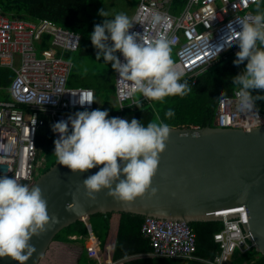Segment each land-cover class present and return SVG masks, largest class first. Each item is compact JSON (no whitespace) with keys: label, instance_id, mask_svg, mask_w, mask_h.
<instances>
[{"label":"built area","instance_id":"built-area-1","mask_svg":"<svg viewBox=\"0 0 264 264\" xmlns=\"http://www.w3.org/2000/svg\"><path fill=\"white\" fill-rule=\"evenodd\" d=\"M173 1L140 0L131 17L130 31L140 33L146 42L162 36L175 38L172 48H176L177 61L174 65L183 73V78L193 79V84L217 58L239 51L238 45L225 43L228 25L231 23L239 31L237 20L255 14L254 8L260 2L186 0L182 10L173 15L170 13ZM154 14L161 16L160 22H154ZM45 39L48 46L40 51L38 58L37 45L43 46ZM80 43L78 33L50 20L26 22L9 19L0 12V68L14 74L8 87L10 99L0 101V173L14 176L29 187L38 175L39 133L48 129L55 140L58 134L52 132V124L67 120L77 111L97 107L93 89L68 85L73 63L64 56L77 52ZM129 89V83L119 79L115 72L114 101L118 113L109 117L126 119L124 112L128 108L149 100L139 93L130 95ZM236 91L218 100L214 126L243 131L264 127V113L256 106L248 113L239 110ZM136 94L140 95L139 100L134 99ZM234 212H239L238 217L226 219ZM215 216L223 217V221L222 229L214 235L219 252L209 264H226L235 251L244 253L253 249L243 230V225L248 223L244 208L217 212ZM141 233L150 241L151 257L200 260L194 256L195 234L185 222L148 217L144 218ZM88 255L97 258L95 246L88 249Z\"/></svg>","mask_w":264,"mask_h":264},{"label":"clouds","instance_id":"clouds-1","mask_svg":"<svg viewBox=\"0 0 264 264\" xmlns=\"http://www.w3.org/2000/svg\"><path fill=\"white\" fill-rule=\"evenodd\" d=\"M256 7L255 14L237 20L239 31L230 23L225 36L226 44L239 47L234 65L246 61L244 69L232 77L242 113L255 110V102L264 100V95L251 94L253 89L264 90V11L260 3ZM98 15L104 17L103 22L95 24L89 36L97 50L96 59L110 63L118 78L129 83L130 95L139 93L162 102L191 91L171 58L175 38L162 36L146 42L140 33L130 31L133 23L126 13L109 18L110 13L101 9ZM153 20L160 22L161 16L154 14ZM174 115L172 108L165 113L166 118ZM51 130L58 134L54 153L60 165L74 174L103 165L83 180L89 199L95 200L96 194L106 189L108 196L127 202L150 188L170 133L166 123L145 125L135 118L109 117V112L100 108L77 111L67 120L52 124ZM151 191L154 195L156 189ZM58 222V216L49 215L48 201L39 187H29L14 176L0 173V258L11 257L25 264L36 252L32 238Z\"/></svg>","mask_w":264,"mask_h":264},{"label":"water","instance_id":"water-1","mask_svg":"<svg viewBox=\"0 0 264 264\" xmlns=\"http://www.w3.org/2000/svg\"><path fill=\"white\" fill-rule=\"evenodd\" d=\"M169 129L151 186L134 201L113 199L106 189L95 200L85 195L83 180L103 165L74 174L57 162L40 175L31 187L41 189L49 215L58 216L59 222L32 238L36 252L25 264H39L59 232L96 214L127 213L189 224L222 222L223 217L215 213L236 208L245 209L248 223L243 230L264 257V127L249 131L216 126ZM234 216L238 214L226 219ZM0 264L18 262L3 257Z\"/></svg>","mask_w":264,"mask_h":264},{"label":"trees","instance_id":"trees-1","mask_svg":"<svg viewBox=\"0 0 264 264\" xmlns=\"http://www.w3.org/2000/svg\"><path fill=\"white\" fill-rule=\"evenodd\" d=\"M97 7L102 8L104 0H97ZM186 0H174L171 8L172 13H177L185 4ZM260 10L264 11V0H260ZM93 3L92 0H0V12L9 19L23 20L26 22H37L47 19L57 26L69 31L78 33L81 36L80 48L76 53L73 63V70L69 78V85L93 89L97 97V108L107 110L109 116L118 113L114 102V74L111 64L104 63L103 58L96 59L97 50L91 44L89 38L94 29L95 23L91 20ZM99 8V9H100ZM257 11V7L254 12ZM48 46L46 39L42 43ZM69 59V54H65ZM99 61L103 66L98 82L91 86L83 80V74L88 75L89 62ZM236 55L232 52L225 53L217 58L211 66L200 74L193 84V79L186 80L191 91L183 96H169L162 102L149 99L136 106L128 108L124 112L127 120L135 118L145 125L149 122L166 123L169 128L200 129L213 127L216 114L217 102L220 98L231 96L236 89L232 85V77L240 73L245 63L236 66L233 61ZM71 61V60H70ZM78 74V75H77ZM13 73L7 69H0V85L8 84ZM9 79V80H8ZM71 86V87H72ZM223 91V94L221 93ZM253 96L264 95V90H251ZM255 106L258 111L264 113V100H257ZM172 108L175 115L166 118V111ZM45 132L42 130L38 136V144H41V137ZM52 137L50 132L46 136ZM53 138V137H52ZM50 146L54 150V141L51 139ZM91 229L100 231V247L102 257L107 264L123 261V264H209L219 252L218 245L214 242V235L222 229V222H192L189 227L196 237V248L194 256L200 260H175L151 257L152 247L149 239L141 233L144 217L127 213H109L106 215L96 214L89 217ZM114 231H112V229ZM108 232L111 233L114 244L109 240ZM88 236L83 221H77L71 226L59 232L51 242L44 257L39 264H57L56 255L52 257V250L55 247L69 248L72 246L81 247L76 264H98V261L89 258L88 249L83 253ZM73 236H82L75 240ZM87 254V255H86ZM226 264H264V257L254 249L244 253L235 251L230 261Z\"/></svg>","mask_w":264,"mask_h":264},{"label":"rangeland","instance_id":"rangeland-1","mask_svg":"<svg viewBox=\"0 0 264 264\" xmlns=\"http://www.w3.org/2000/svg\"><path fill=\"white\" fill-rule=\"evenodd\" d=\"M140 0H104V4L102 6V8L97 7L96 9V4L98 5L99 2H97V0H92L93 3V7H92V15H91V20L93 21V23L95 24H100L103 22L104 17H101L100 15H98L99 10L104 9L106 11H108L110 13V17L114 16L116 13H126L130 19L138 5ZM100 8V9H99ZM47 48L46 46H38L37 45V57H41L40 55V51L42 49ZM76 53V52H75ZM76 54H69V59L68 60H74ZM171 58L173 59L174 63L177 61V57H176V48H172L171 51ZM103 69V66L99 63V61H96V59H94V62H89V73L88 75L83 74L80 76H83V80L86 84H90L91 86L95 85L100 77L101 71ZM78 75V74H77ZM69 85V84H68ZM72 86V85H69ZM73 87V86H72ZM79 87L81 88H85L86 86L80 85ZM7 95L9 96V93L0 88V101L5 100V98L7 97ZM135 100H139L140 99V95L136 94L134 96ZM48 128V127H47ZM45 132V134L43 135V137H41V139H39V141L41 140V144H38V148L36 151V166L38 169V175H42L43 173H46L55 163L58 162V159L54 153L53 148L50 146L51 143V139L52 141H54V139L51 137L46 136V132H50L48 129H44L43 130ZM37 175V179L39 178V176ZM36 179V180H37ZM35 180V181H36ZM89 246V243H88ZM97 256L98 253H97ZM89 258H91L88 255Z\"/></svg>","mask_w":264,"mask_h":264},{"label":"crops","instance_id":"crops-1","mask_svg":"<svg viewBox=\"0 0 264 264\" xmlns=\"http://www.w3.org/2000/svg\"><path fill=\"white\" fill-rule=\"evenodd\" d=\"M171 8H172V6H171ZM171 8H170V13L173 14V15H176L182 10L183 7L177 13H172L171 12ZM255 8H254V10H255ZM0 69H3V68H0ZM10 72H12V71H10ZM13 76H14V74L12 75L11 80L13 79ZM11 80H9L8 84H6V85H0V88L6 90L8 92V87H9V84H10ZM113 83H114V80H113ZM9 99H10V96L7 95V97L3 101H7ZM113 99H114V97H113ZM83 222H84V224L86 226V230H87V233H88V236L87 235L83 236L86 239L85 244H84L83 253H86V247L95 246V250L97 251V253L99 255V256H97L98 257V259H97L98 264H107L105 262V260H104V257H102V252H101V247H100V240H101L100 239V234H101V232L100 231H96L95 232V231H93L91 229V225H90L89 219L83 220ZM112 231H114V229H112ZM107 237L109 238L111 243L114 244V239H113L111 233L108 232V236ZM77 238H82V236L70 237V239H72V240H75ZM88 243H89V246H88ZM81 251H82V248L81 247H77V246H72V247H69V248L55 247V249L52 250V257H53V255L54 256L56 255V257H55L56 260H60V261L57 262V264H76L77 263V258L79 257L78 254H80ZM53 264H54V260H53ZM112 264H123V262L119 261V262H115V263H112Z\"/></svg>","mask_w":264,"mask_h":264},{"label":"bare ground","instance_id":"bare-ground-1","mask_svg":"<svg viewBox=\"0 0 264 264\" xmlns=\"http://www.w3.org/2000/svg\"><path fill=\"white\" fill-rule=\"evenodd\" d=\"M183 79H189V78H183ZM239 213V212H238ZM237 212H234V213H231V214H233V215H236V214H238ZM222 214V213H221ZM225 214H228V212H225Z\"/></svg>","mask_w":264,"mask_h":264}]
</instances>
